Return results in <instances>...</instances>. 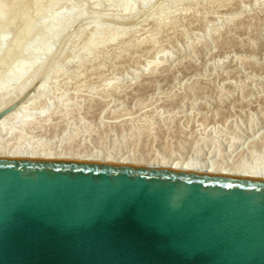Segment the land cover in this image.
Returning <instances> with one entry per match:
<instances>
[{"label": "rangeland", "instance_id": "rangeland-1", "mask_svg": "<svg viewBox=\"0 0 264 264\" xmlns=\"http://www.w3.org/2000/svg\"><path fill=\"white\" fill-rule=\"evenodd\" d=\"M79 1L30 32L24 51H48L22 94L21 81L0 94L1 150L264 169V0ZM32 14L10 23L0 59Z\"/></svg>", "mask_w": 264, "mask_h": 264}, {"label": "water", "instance_id": "water-1", "mask_svg": "<svg viewBox=\"0 0 264 264\" xmlns=\"http://www.w3.org/2000/svg\"><path fill=\"white\" fill-rule=\"evenodd\" d=\"M0 264H264V178L0 158Z\"/></svg>", "mask_w": 264, "mask_h": 264}, {"label": "bare ground", "instance_id": "bare-ground-1", "mask_svg": "<svg viewBox=\"0 0 264 264\" xmlns=\"http://www.w3.org/2000/svg\"><path fill=\"white\" fill-rule=\"evenodd\" d=\"M13 1L15 2V0H9V2L7 4H5V7L3 8V12L0 14V20L3 19L5 22L4 26L0 30V46L3 44L5 38L7 37L8 33L10 32V29H11L10 23L12 21L17 19L18 17L23 16L28 11H32L33 12L32 16H34V17H33V19H28L23 23L20 31L18 32V34L16 36V39L14 41H12V43H9V45L5 49L3 56L0 59V94L1 95L3 93H4L3 95H5V92L11 88V87L9 88V86L13 85L12 83H18V85H19L20 81H21L20 82L21 85L18 88V92H20L22 94L24 89H26V86H28V84L33 81L32 80L33 75H31V74L34 73L33 71L35 69H37V70L39 69L42 54L45 51H48V47L45 48L43 46V43H41V42H36L30 49H28L27 51H24V44H25L30 32L36 27L39 29H45V27L41 23L42 21L40 22L38 20L40 18H42L46 14V12L50 13L48 11L51 10V8L54 5L57 6L60 3L66 4L69 1H75L76 3L80 2L79 0H29V2H28V0H27V2L25 4H22V5L20 4L19 8L17 7V12L15 15L8 16L9 15L8 10L11 7V4L14 3ZM69 3H71V2H69ZM98 3H97V5H98ZM56 6H54V7H56ZM80 15H82V11L81 12L79 11L78 13L74 14L72 16V19H74V21H75V19L77 17H79ZM47 18L50 20V23H49V26L44 31L46 32L47 35L53 34V36H52V38H53L55 33L53 30L54 27H52V26L55 24L56 18L52 15L50 17H47ZM23 52L24 53L27 52V55H28L26 63H20L19 62V57L23 54ZM33 68H34V70H33ZM31 70H32V73H31ZM6 94H7V92H6ZM16 94H18L17 91H16ZM19 115H21V114H19ZM8 116H10V114H8ZM25 116L26 115H23V117H22V115H21V117H18L19 121L17 119H13L15 122L18 121L17 124H13V125H17V127H19V128H20L19 125L24 127L26 121H29L28 118ZM6 118L9 119L10 117L9 118L6 117ZM3 120H4V118H3ZM4 125H3V127H4ZM10 125H11V123H10ZM1 126L2 125H0V127ZM3 127H1V129H3ZM10 129H12V127ZM18 130H20V129H18ZM8 131H9V129H8ZM14 132L15 131H13V133ZM247 135H249V134H247ZM6 148H7V146H6ZM13 149H15V148H13ZM25 150H28V149H25ZM33 152H35V151H33ZM33 152L32 151L31 152L17 151L16 149H15V151L14 150L6 151L5 149H2V150L0 149V158H29V159H44V160H47V159L81 160V161L125 164V165H133V166H140V167H147V168H160V169H171V170L188 171V172H198V173H205L207 175L214 173V174H224V175H233V176H242V177L264 178V169H261V170H258L255 168H249L248 169L247 167L246 168L242 167L243 169H240V168H234L233 169L231 167V169H229L228 168L229 166L228 167L227 166L223 167L222 165L221 166H214V165H211V164L206 163L204 161L203 162H198V161L193 162V160L192 161H189V160H187V161H185V160L180 161L179 160L178 161L177 160V161H172V162L153 161L150 163L146 162L147 163L146 164V163H140V161H138V160L130 159L131 157H129V156L128 157L126 156V158H120V157L117 158L118 155L117 156L115 155L112 158V157H107L106 155L105 156H103V155H100V156L99 155H95V156L88 155V156H83V157H77L78 159L76 157H75L76 159H74V158L70 159L67 156L66 157L61 156V154L60 155H58V154L51 155V154L45 153L46 155H43V154H41L42 152H40L41 155H39V154L37 155V154H34ZM38 153H39V151H38ZM130 156H132V155H130ZM143 164H146V165H143ZM222 164H224V163L222 162Z\"/></svg>", "mask_w": 264, "mask_h": 264}]
</instances>
